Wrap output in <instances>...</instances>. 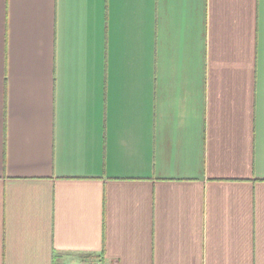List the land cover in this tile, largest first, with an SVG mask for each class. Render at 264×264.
<instances>
[{
	"label": "crops",
	"instance_id": "0c3cea01",
	"mask_svg": "<svg viewBox=\"0 0 264 264\" xmlns=\"http://www.w3.org/2000/svg\"><path fill=\"white\" fill-rule=\"evenodd\" d=\"M0 264H264V0H0Z\"/></svg>",
	"mask_w": 264,
	"mask_h": 264
}]
</instances>
